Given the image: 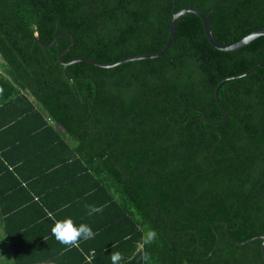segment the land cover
Segmentation results:
<instances>
[{
  "label": "trees",
  "instance_id": "obj_1",
  "mask_svg": "<svg viewBox=\"0 0 264 264\" xmlns=\"http://www.w3.org/2000/svg\"><path fill=\"white\" fill-rule=\"evenodd\" d=\"M211 6L221 43L264 27V0H0V264H264L260 238L232 241L264 234V64L218 85L213 124L215 84L264 61V35L221 50L182 13L161 55L109 67L35 41L69 31L63 61L111 63ZM49 213L97 235L69 248Z\"/></svg>",
  "mask_w": 264,
  "mask_h": 264
},
{
  "label": "water",
  "instance_id": "obj_2",
  "mask_svg": "<svg viewBox=\"0 0 264 264\" xmlns=\"http://www.w3.org/2000/svg\"><path fill=\"white\" fill-rule=\"evenodd\" d=\"M211 10H212V6L207 11V13L203 12L202 10H200V9H198L196 7H181L178 10H173V8H172L171 9L170 21L167 24V29H168L167 38H166V41H165L163 47L160 50L155 51V52H151V53L136 54V55H133V56L124 57V58H121L120 60H117V61L111 62V63H101V62L95 61L93 59H90L88 57H82V56L81 57H75V58H72V59L67 60V61H63L62 60V55L64 54L65 50L71 46V44L73 42V36H72V34L69 31H62V32L58 33L47 44L41 42V40L38 37V33L35 32V41L40 43L43 46H48L59 35H61L63 33H66L70 37L69 43H68L67 47L58 56L59 61L63 65H67V64L75 62V61L84 60V61H87V62L92 63V64L97 65V66L109 67V66H114L116 64H120V63L129 61V60H135V59H141V58H151V57H156V56L161 55L167 49V47L169 46V44H170V42L172 40V37H173V32H174L176 21H177V19L179 18V16L182 13H194V14H196L201 20L202 30H203V33H204L206 39L208 40V42L212 46H214L215 48H218V49H221V50H230V49H234V48L240 47L241 45L247 43L248 41L252 40L253 38H255V37L259 36V35H264V27H261V28H258V29L250 31L249 33L243 35L242 37H240L239 39H237V40H235L233 42L221 43V42L217 41L214 38V36L211 33V29L209 27L208 15H209ZM263 64H264V61L258 62L257 64H255L254 66H252L251 68H249L248 70H246V71H244V72H242L240 74H234V75L226 76V77L220 79L219 81H217V83L215 84V86L213 88V99H214V101H215V103L217 105V108L220 110L222 117H221L219 122H215L213 124L221 123L223 121V119H224V116H225L224 111L222 110V108H221V106H220V104H219V102L217 100L216 91H217L218 85L222 81H224L226 79L235 78V77H239V76L244 75V74H248L251 71H253L257 66L263 65ZM202 119H205V118L202 117ZM224 232L226 234V226L224 228ZM256 238H260L261 239V241H260V254H261V257H262L263 262H264V234H257V235H254L252 237H248L245 240L240 241V242L234 241V240H232V241L235 242V243L241 244V243H244L246 241H249L251 239H256Z\"/></svg>",
  "mask_w": 264,
  "mask_h": 264
},
{
  "label": "clouds",
  "instance_id": "obj_3",
  "mask_svg": "<svg viewBox=\"0 0 264 264\" xmlns=\"http://www.w3.org/2000/svg\"><path fill=\"white\" fill-rule=\"evenodd\" d=\"M88 214L91 215L94 212H102L103 208L99 206L89 205ZM48 219L52 221L51 225V233L55 237V239L69 247L79 248L81 240H91L94 239L97 233L93 232L92 228L86 223H80L76 225L75 222L70 217H65L63 219H57L54 214L49 213ZM6 236V234L2 235V239ZM157 238V233L155 230H149L143 236V243L150 244ZM0 239V240H2ZM95 252L94 250L91 253V257L89 258V264H91V258H94ZM111 264H120L123 259L122 254L119 251L113 252L111 254ZM141 259L147 261L149 256L146 251L143 252Z\"/></svg>",
  "mask_w": 264,
  "mask_h": 264
},
{
  "label": "flooded vegetation",
  "instance_id": "obj_4",
  "mask_svg": "<svg viewBox=\"0 0 264 264\" xmlns=\"http://www.w3.org/2000/svg\"><path fill=\"white\" fill-rule=\"evenodd\" d=\"M149 174H150V179L155 180V178H157L158 169H156V170L151 169V170L149 171ZM185 183H186V181H185V179H183V184H185Z\"/></svg>",
  "mask_w": 264,
  "mask_h": 264
}]
</instances>
